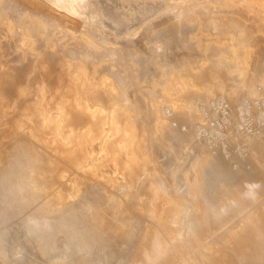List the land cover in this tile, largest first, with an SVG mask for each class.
Segmentation results:
<instances>
[{
	"label": "rangeland",
	"instance_id": "obj_1",
	"mask_svg": "<svg viewBox=\"0 0 264 264\" xmlns=\"http://www.w3.org/2000/svg\"><path fill=\"white\" fill-rule=\"evenodd\" d=\"M7 1L0 0V4H4H1L3 6L0 5V8L4 7L5 11L7 7L8 11L11 8L9 13L13 15L10 18L14 17V21L11 19L12 22L8 23L9 27L3 23V17H0V22L2 21L0 87L6 95L5 116L0 119V154L14 145L24 147L14 150L12 164L8 170V180H4L3 183L0 181V232L2 229L10 232L18 227L21 228L22 231L14 239H18L22 247L16 242L6 247L1 246L0 264H50L58 258L56 256L58 254L53 253L52 256V252L69 256L79 248V253L83 249L87 250H84L87 253H92L103 244L114 253L117 251V248H113L116 247L114 240L104 235L102 226L95 228L91 226L90 219L99 215L107 222L120 223L126 210L141 216L143 206L150 197L149 187L155 184L152 179L155 173L164 182L168 193L180 203L187 205L188 226L193 222L195 206L185 191L186 184L195 182L196 169L202 166H205V169L199 175L204 176L206 190L215 194L214 197L219 196L220 188V195L230 198L231 201L252 196L255 202L249 207L247 218L238 219L236 222L237 229L240 231L245 229L246 233L237 235L238 240L233 249L227 250L226 253H211L217 256L211 263L202 258L203 253L198 251L200 246L197 247L195 235L192 239L187 234H183L182 240L186 249L180 255L182 262L264 264V165L262 162H254H259L260 155H262L261 159L264 158V81L261 80L263 79L261 76L257 77L259 71H262L260 74L264 73V64L259 68L260 70L257 67L258 63H264V0H240L235 10L233 0H66V5L61 0H55L51 3L53 6L47 0H21L28 8L18 0L12 1L15 4L10 2L11 0ZM9 2L12 4L9 5ZM16 4H19L18 10L15 8ZM73 5H75L74 12H69ZM35 8L50 15L32 10ZM220 8H224V11H219ZM22 13L24 17L26 15L25 18L33 13L35 19L31 15L27 20L23 18L24 21L17 17H23L20 15ZM92 15L96 18V22H93ZM43 16L45 17L41 18ZM29 19L31 23H26ZM35 20L45 21V24H48L47 29H40L39 32L42 33L33 35L29 40L32 31L27 30L29 29L27 27H31ZM23 21L28 26L22 24ZM50 21L51 24L54 23L51 25ZM12 23L16 27H13ZM215 23L224 24L221 26L218 24V28L214 27ZM19 24L21 27L18 28ZM260 25L263 28H260ZM25 26L27 28L25 32L30 31L28 35L26 34L28 37L24 33ZM52 26L58 27L55 32V29L53 30L54 33L50 30L53 29ZM11 28L15 31L13 32ZM68 28L72 30L70 33L75 34H70ZM45 33L47 36H44ZM69 34L75 35L73 39H77L78 44H81L79 42L81 38L94 40L96 48L92 49L82 44V48L79 47L80 44L71 40L72 36L67 37ZM24 35L27 42L23 44ZM34 36H38L39 40L41 36L43 37L42 45ZM49 36H52L51 40ZM57 36L60 37L57 39L60 41L55 39L54 42ZM45 37L47 43L43 42ZM221 38H225L229 48L217 43ZM36 45L39 46L36 48ZM62 47L66 48V51ZM96 49L98 53L95 52ZM242 52L244 56L241 55ZM53 54L56 56L54 57ZM87 56L92 58L88 60ZM81 59L82 61L85 59L83 62L87 63L86 71L90 75L84 74L82 68L79 69H82L83 74L77 69L81 66L79 63L84 64ZM67 64L70 68H67ZM72 69L75 70L74 73L79 72L74 74ZM64 71L68 73H65L67 76L63 74ZM163 71L167 72L169 80L167 75H161L165 73ZM137 73L139 75H135ZM85 75L94 79H91L93 82L89 79L90 85L83 83H89ZM246 80H248L247 86ZM94 81L99 83L96 86L98 88L101 86L102 90L109 88L114 92L115 90L123 92L127 98L123 94L120 96L119 92L115 95L119 94L124 102L129 103L131 107L129 110L132 113L138 111V116L135 114L133 116L123 109L124 104L122 106L121 102H119L120 106L114 101L110 102L109 106L98 101L94 102L88 93L96 84ZM166 83L169 85L167 88L163 87L167 85ZM84 85H88L87 92H83L81 88L82 86L84 88ZM39 98L41 104L38 105ZM153 103L156 105L157 115L151 113L154 111V107L150 108ZM69 104L73 107L69 108ZM37 107L49 119L59 120V129H45L34 116ZM122 111L127 114L124 113L122 116L120 114ZM117 114L121 117L122 130L116 133L115 115L118 116ZM67 116L74 118L68 122ZM85 117L93 121L101 117L102 130L93 125H90L89 130L80 128L78 125L80 118ZM60 125L65 128L74 127L77 133L86 134L88 131L86 141L82 142L84 149L77 156L76 152H67L65 161L67 169L79 172L88 185L74 189L65 186L66 199H69L62 210L55 214L57 217L46 222L44 228L42 226L30 228L29 235H26L25 223L30 222L31 219L43 221V217H46V213L50 211L47 198L51 194L63 195L64 191L60 187L53 186L43 188L39 193L29 194L25 180L32 172L40 170L43 164H47L43 162L44 160L36 159L35 155L48 150L44 142L34 139L32 134L36 133L42 139L59 138L60 133H64ZM159 128H163V131ZM114 142L115 145L112 144ZM119 142L120 146H118ZM57 146L63 150L68 148L61 140L58 141ZM207 148L211 150L214 148L210 163H205L209 160L205 155L208 152ZM126 151H130L128 158ZM132 154L137 161L127 162ZM55 157V152H50V159L55 160ZM252 163H257L256 165L259 166ZM143 164L145 168L142 171ZM3 165L4 163L0 162V176L6 168ZM88 165L96 170L90 173L87 171ZM46 167L49 165L47 164ZM128 167L142 171L135 181L129 177ZM259 167H263V170L261 171ZM48 176L54 181L62 179L61 181L67 182L69 179L62 177L56 170L49 172ZM248 176L253 177L254 180ZM235 181L238 185L234 187ZM258 181H261V186H254ZM253 191L256 192L255 195L251 194ZM42 206L46 207L45 210ZM65 213L66 216H63ZM19 214L21 220L17 219ZM81 224L84 225V231L78 228ZM164 230L170 234L172 228L167 225V229ZM89 231H92V234ZM196 231L198 229L194 223L193 232ZM105 240L108 241L106 242L108 245Z\"/></svg>",
	"mask_w": 264,
	"mask_h": 264
},
{
	"label": "bare ground",
	"instance_id": "obj_2",
	"mask_svg": "<svg viewBox=\"0 0 264 264\" xmlns=\"http://www.w3.org/2000/svg\"><path fill=\"white\" fill-rule=\"evenodd\" d=\"M9 1V0H8ZM7 1V2H8ZM12 1H14V0H11L10 2H12ZM48 2H50V3H53L55 0H47ZM61 1H63V3L66 5V0H61ZM180 1H182V0H180ZM9 2V3H10ZM8 3V4H9ZM12 3H14V2H12ZM12 3H10L9 5H11ZM1 4H3V3H1ZM0 4V5H1ZM15 4V3H14ZM240 4V0H233V6H236V7H233V9L235 10L236 8H237V6ZM4 5V4H3ZM3 5H1V6H3ZM17 6H15V5H12V6H15V8H17V10H18V5L19 4H16ZM63 5V4H62ZM0 6V7H1ZM7 6V5H6ZM11 6V7H12ZM64 6V5H63ZM68 6V5H67ZM220 6V5H219ZM10 8V7H9ZM21 8V7H20ZM67 8V7H66ZM22 9V8H21ZM74 9H75V5H73V8L72 9H70V11L69 12H74ZM6 10V9H5ZM4 10V7L3 8H0V14L2 15H0V17H3V19L5 20H3V23L4 24H6V25H8V23L10 22H12L11 21V19L13 20V18H10V16L11 15H13V14H10L9 13V11L11 10V8H10V10L8 11V7H7V11H5ZM14 10H16V9H14ZM13 10V11H14ZM224 11V8H220L219 9V11ZM6 12L5 13V15H3V12ZM26 11V13H27V10H25ZM24 12V11H23ZM10 15H9V14ZM15 14V13H14ZM24 13H22V14H20V15H23ZM33 13H31L30 14V16H29V14H28V16L31 18V15H32ZM258 14V13H257ZM256 14V15H257ZM259 15V14H258ZM15 16V15H14ZM38 16V15H37ZM18 18L20 17V18H22V20H24L23 18H25L26 17V15H25V17H24V15H23V17L22 16H17ZM17 17H16V19H17ZM29 17H27V18H29ZM34 17V18H33ZM45 16H43V17H41V18H44ZM92 17V19H93V22H96V18L92 15L91 16ZM225 17V16H224ZM27 18H25L26 20H27ZM32 18L33 19H35V15H32ZM40 18V19H41ZM15 19V20H16ZM39 19V18H38ZM53 19V18H52ZM256 19H258L257 17H256ZM10 20V21H9ZM20 20V19H19ZM44 20V19H43ZM43 20H41V21H34L33 23H32V25H31V27L29 26V27H27V28H29V29H27L26 28V26H25V30H24V33H25V35L27 34H29V32L30 31H32L31 32V38H30V35H29V40L30 39H32V36L33 35H35L36 36V34L37 33H39V34H41L39 31H40V29H47V25L45 24V21H43ZM48 20H50V19H48ZM56 20V19H55ZM14 21V20H13ZM18 21V20H17ZM25 21V20H24ZM23 21V22H24ZM29 22H27L26 21V23H31L30 22V19L28 20ZM54 21V20H53ZM2 22V21H1ZM0 22V23H1ZM20 22V21H19ZM19 22H17V23H19ZM51 22L52 21H50V24H51ZM55 22H57V21H55ZM225 22V21H224ZM15 23V25H16V22H14ZM14 23H12V26H13V24ZM25 22L24 23H22V24H26ZM54 23V22H53ZM52 23V24H53ZM58 23V22H57ZM21 24V25H22ZM51 24V25H52ZM219 23H215V25H214V27H218L219 28V25L221 26L222 24H224V23H220L219 25H218ZM0 25H2V23L0 24ZM5 25V26H6ZM14 25V26H15ZM27 25V24H26ZM30 25V24H29ZM50 25V26H51ZM55 25H56V23H55ZM4 26V25H3ZM9 26V25H8ZM11 26V27H12ZM13 26V27H14ZM28 26V25H27ZM50 26H48V27H50ZM54 26V25H53ZM52 26V27H53ZM57 26V25H56ZM58 26H59V24H58ZM184 26H186V25H184ZM10 27V26H9ZM16 27V26H15ZM17 27L19 28V27H21L20 26V24L19 25H17ZM59 27H61V26H59ZM174 27V26H173ZM189 27V26H188ZM224 27V26H223ZM225 27H226V25H225ZM262 26L260 25V28H261ZM17 28V29H18ZM250 28V27H249ZM263 28V27H262ZM3 29V28H2ZM21 29V28H20ZM23 29V28H22ZM26 29L27 30H30V31H27L28 33H26L25 31H26ZM55 29V30H54ZM58 29V27H56V28H54L53 27V29H50V30H52V32H53V30H54V32L56 31ZM4 30H6V29H4ZM10 30V29H9ZM11 30L14 32L15 30L13 29V28H11ZM19 30V29H18ZM62 30V29H61ZM69 30V31H68ZM68 32L70 33V31H72V30H70L69 28H68ZM7 31H8V29H7ZM42 31V30H41ZM44 31V30H43ZM66 31V32H67ZM170 31V30H169ZM21 32H22V30H21ZM45 32V31H44ZM53 32V33H54ZM62 32V31H61ZM67 32V33H68ZM23 33V32H22ZM51 33V32H50ZM52 33V34H53ZM58 33V32H57ZM74 33V32H73ZM73 33H70V34H73ZM220 33V32H219ZM39 34H38V36H39ZM46 34V33H45ZM70 34L67 36V37H69L70 36ZM75 34V33H74ZM20 35H21V33H20ZM24 35V38H23V41H22V43L24 44V43H26L27 42V40L25 39L26 38V36ZM44 35V34H43ZM42 35V36H43ZM49 35H51V34H49ZM56 35H59V34H56ZM55 35V36H56ZM154 35V34H153ZM22 36H23V34H22ZM34 36V37H35ZM38 36L37 37H35V38H37V40H39V38H38ZM40 37V40L39 41H37V42H42L41 41V38H43V37ZM44 36H47V34L46 35H44ZM53 36V35H52ZM51 36V37H52ZM62 36V35H61ZM72 36V35H71ZM70 36V37H71ZM75 36V35H74ZM74 36H72V39L71 38H69V39H71V40H75V39H73V38H75ZM21 37V36H20ZM28 37V36H27ZM50 37V36H49ZM50 37V40L52 39ZM58 37L59 36H57V38H54V42H55V39L57 40L58 39ZM64 37H65V35H64ZM60 38V37H59ZM28 39V38H27ZM28 40V41H29ZM34 40V39H33ZM33 40H31V41H33ZM48 40H49V38H48ZM49 40V41H50ZM71 40H70V42H71ZM31 41H29V42H31ZM45 41V43H47L46 42V37H45V40L43 39V42ZM57 41H60V40H57ZM76 42H77V39L75 40ZM196 41V40H195ZM34 42V41H33ZM52 42V41H51ZM79 42H81V44L82 45H85V46H90V48L92 47V49H93V47L94 48H96V46H95V42H94V40H92V39H87V38H81V41H79ZM39 43V44H40ZM75 42H73V44H74ZM214 43V42H213ZM212 43V44H213ZM218 44H223V45H225V46H227V41L225 40V38H221L218 42H217ZM28 44V43H27ZM30 44V43H29ZM37 44V43H36ZM51 44V43H50ZM49 43H48V45H50ZM52 44H53V42H52ZM71 45H72V43H70ZM76 44H78V42L76 43ZM80 44V43H79ZM78 44V45H79ZM81 44H80V46L79 47H81L82 48V46H81ZM18 45V44H17ZM21 45V44H20ZM41 45H42V43H41ZM56 45V44H55ZM65 45V47H66V44H64ZM77 45V46H78ZM213 45H215V44H213ZM22 46V45H21ZM37 46H39V45H36V48H37ZM54 46V45H53ZM52 46V47H53ZM69 46V43H68V45H67V47ZM224 46V47H225ZM41 47V46H40ZM211 47H212V45H211ZM214 47V46H213ZM216 47H218V46H216ZM215 47V48H216ZM228 47V46H227ZM59 48H60V46H59ZM58 48V49H59ZM63 48V47H62ZM75 48V47H74ZM80 48V49H81ZM87 48V47H86ZM89 48V49H90ZM219 48V47H218ZM221 48H223L222 46H221ZM229 48V47H228ZM32 49H34V48H32ZM48 49H50V47L48 48ZM47 49V50H48ZM64 49V48H63ZM62 49V50H63ZM68 49V48H67ZM220 49V48H219ZM218 49V50H219ZM224 49V48H223ZM35 50V49H34ZM33 50V51H34ZM46 50V51H47ZM53 50H55V48H53ZM57 50V49H56ZM65 51H66V48L64 49ZM63 50V51H64ZM70 50V49H69ZM76 50V49H75ZM84 50V49H83ZM88 50V49H87ZM95 50V49H94ZM94 50H92V51H94ZM98 50H100V48L98 49ZM241 50V49H240ZM36 51V50H35ZM37 51H39V48H38V50ZM43 51V50H42ZM86 51V50H85ZM101 51H102V49H101ZM44 52V51H43ZM48 52V51H47ZM50 52V51H49ZM48 52V53H49ZM52 52V51H51ZM57 52V51H56ZM62 52V51H61ZM75 52H77V50L75 51ZM95 52H97L98 53V51H97V49H96V51ZM240 52V51H239ZM41 53V52H40ZM55 53V52H54ZM99 53H100V51H99ZM241 53V52H240ZM243 53V52H242ZM43 54V53H42ZM58 54H62V53H58ZM57 54V55H58ZM65 54V53H64ZM79 54V53H78ZM87 54V53H86ZM89 54H93V52L92 53H90L89 52ZM88 54V55H89ZM238 54V53H237ZM37 55V54H36ZM40 55V54H39ZM91 55H89V56H91ZM141 55V54H140ZM241 55H243L244 56V53L243 54H241ZM51 56V55H50ZM53 56H54V54H53ZM52 56V57H53ZM56 56V55H55ZM54 56V57H55ZM62 56V55H61ZM60 56V57H61ZM65 56H66V54H65ZM134 56V55H133ZM221 56V55H220ZM239 56V55H238ZM49 57V56H48ZM47 57V58H48ZM53 57V58H54ZM102 57V56H101ZM132 57V56H131ZM137 57V56H136ZM242 57V56H241ZM240 57V58H241ZM253 57V56H252ZM45 58H46V56H45ZM63 58V57H62ZM65 58V57H64ZM68 58V57H67ZM88 58V56L86 57V59ZM92 57H89L88 58V60H90ZM97 58V57H96ZM239 58V59H240ZM43 59V58H42ZM49 59V58H48ZM47 59V60H48ZM69 59V58H68ZM83 59V58H82ZM82 59H81V61H82ZM133 59H135V57L133 58ZM132 59V60H133ZM140 59V58H139ZM243 59V58H242ZM53 60V59H52ZM62 60V59H61ZM64 60V59H63ZM62 60V61H63ZM85 60V59H84ZM83 60V61H84ZM87 60V61H88ZM129 60V59H128ZM241 60V59H240ZM49 61H51L50 59H49ZM56 61V60H55ZM60 61V60H59ZM58 61V62H59ZM61 61V62H62ZM65 61H66V59H65ZM82 61V62H83ZM243 62H244V59L242 60ZM76 63H77V59H76V61H75ZM86 62V61H85ZM197 62V61H196ZM243 62H242V64H243ZM258 62H261V61H258ZM55 63V62H54ZM70 63H72V61L70 62ZM84 63V62H83ZM99 63V62H98ZM143 63V62H142ZM74 64V63H73ZM90 63H88V65H89ZM263 64L264 63H258L257 65V67H258V69L260 68V67H262L263 66ZM68 65V64H67ZM71 65V64H70ZM77 65V64H76ZM79 65H81V66H78L77 67V69H79V68H82L83 69V71H82V69L80 70L79 69V71L81 72H83L84 74H86V73H88L87 71H86V68L88 67H86V65H87V63H84V64H80L79 63ZM142 65V64H141ZM213 65V64H212ZM62 66H63V62H62ZM74 67V69L76 70V66H75V64L73 65ZM95 66V65H94ZM134 66H136V65H134ZM140 66V65H139ZM175 66V65H174ZM239 66V65H238ZM59 67V66H58ZM93 67V66H92ZM205 67V66H204ZM207 67V66H206ZM252 67V66H251ZM60 68H61V66H60ZM62 68H64V66L62 67ZM67 68H70L69 67V65H68V67ZM90 68V67H89ZM174 68V67H173ZM183 68V67H182ZM65 69H66V67H65ZM64 69V70H65ZM74 69H72L73 70V73H74ZM97 69H98V67H97ZM124 69V68H123ZM215 69V68H214ZM254 69V68H253ZM61 70V69H60ZM168 70V69H167ZM170 70V69H169ZM192 70V69H191ZM205 70V69H204ZM220 70V69H219ZM223 70V69H222ZM221 70V71H222ZM234 70V69H233ZM247 70V69H246ZM260 70V69H259ZM71 71V70H70ZM79 71H76L75 73H77V72H79ZM84 71H86V72H84ZM143 71V70H142ZM142 71H140V72H142ZM161 71H162V69H161ZM174 71V70H173ZM177 71V70H176ZM242 71V70H241ZM248 71V70H247ZM81 72V73H82ZM163 72H165V71H163ZM169 72H171V71H169ZM217 72V71H216ZM224 72V71H223ZM226 72H227V70H226ZM262 72V71H261ZM260 71H259V73L257 74V77H259V76H261V78H263V79H261V80H263L264 81V73H262V74H260L261 73ZM68 74L66 71H64L63 72V74ZM74 73V74H75ZM82 73V74H83ZM200 73V72H199ZM211 73H213L214 74V72H211ZM247 73V72H246ZM65 74V75H66ZM72 74V71H71V73H70V75ZM80 74V73H79ZM78 74V75H79ZM81 74V75H82ZM141 74V73H140ZM175 74H177V73H175ZM180 74V73H179ZM185 74V73H184ZM193 74V73H192ZM217 74V73H216ZM221 74V73H220ZM254 74V73H253ZM58 75V74H57ZM88 75H90V73H88ZM88 75H85V76H87V78H88ZM126 75H128L127 73H126ZM135 75H139L138 73L137 74H135ZM156 75V74H155ZM161 75H163V76H165V75H167V77H168V74H167V72H165V73H161ZM172 75V74H171ZM170 75V76H171ZM189 75H190V73H189ZM241 75H243V74H241ZM67 76V75H66ZM83 76V75H82ZM93 76V75H92ZM96 76V75H95ZM163 76H162V78H160L161 80L163 79ZM179 76V75H178ZM177 76V77H178ZM180 76H182V75H180ZM185 76V75H184ZM226 76V75H225ZM244 76V75H243ZM242 76V77H243ZM250 76V75H249ZM64 77V76H63ZM78 77V76H77ZM84 77V76H83ZM82 77V78H83ZM146 77V76H145ZM160 77V76H159ZM192 77V76H191ZM209 77V76H208ZM214 77V76H213ZM241 77V76H240ZM248 77V76H247ZM81 78V77H80ZM79 78V79H80ZM81 78V79H82ZM86 78V77H85ZM141 78V77H140ZM144 78V77H143ZM142 78V79H143ZM165 78V77H164ZM170 78H172V77H170ZM175 78H176V76H175ZM189 78V77H188ZM194 78V77H193ZM246 78V77H245ZM245 78H244V80H245ZM78 79V78H77ZM80 79V80H81ZM84 79V78H83ZM90 78H88V81H89V83L87 82V79H85V81L87 82V83H85V82H83L84 84H91L90 83V80L92 79H90ZM158 79V78H157ZM192 79V78H191ZM225 79V78H224ZM246 79H248V78H246ZM92 80H94V79H92ZM91 80V81H92ZM156 80V79H155ZM167 80V79H166ZM168 80H169V77H168ZM172 80H174V79H172ZM179 80H180V78H179ZM182 80V79H181ZM193 80V79H192ZM208 80H210V79H208ZM84 81V80H83ZM165 81V80H164ZM163 81V82H164ZM171 81V80H170ZM169 81V82H170ZM176 81H177V79H176ZM185 81H188V80H185ZM206 81V80H205ZM225 81V80H224ZM243 81V80H242ZM247 81L248 80H246V82H245V84L247 83ZM93 82V81H92ZM95 83H96V81H94ZM114 82V81H113ZM144 82V81H143ZM172 82V81H171ZM194 82H196V81H194ZM94 83V84H95ZM174 83V82H173ZM188 83V82H187ZM226 83V82H225ZM97 84H99L98 82L95 84V85H93V87H94V89H93V87L91 88V89H89L90 91H88V85H84L85 87L83 88V86L81 87L82 88V90H83V92L84 91H88V93H89V96H90V98L92 99V100H94V102L96 101H98V102H100V103H104V105H108L110 102L112 103V101H114V102H116V103H118V105L120 106V104H119V102H121L122 103V106H123V104H124V108L123 109H125L126 111H129L130 113H131V115H133V114H135L136 116H138V114H137V112H133L132 113V111H130L129 110V107H130V105H129V103H126V102H124L123 101V99H121V97L120 96H122V94H123V96H124V93L122 92H119V91H117V90H115L116 92H119V94H120V96H116L115 94H116V92H114L112 89H109V88H107V89H105V90H102V88H101V86H99V88L97 87L98 85ZM115 84V83H114ZM126 84V83H125ZM138 84V83H137ZM162 84V83H161ZM167 85L166 86H163V87H165V88H167V86H169L168 85V83H166ZM170 84V83H169ZM0 85H1V83H0ZM83 85V84H82ZM97 85V86H96ZM151 85H152V83H151ZM155 84H153V86H154ZM164 85V84H163ZM187 85V84H186ZM242 85V84H241ZM248 85V83L246 84V86ZM104 86V85H103ZM171 86V85H170ZM174 86H176V84L174 85ZM173 86V87H174ZM196 86V85H195ZM209 86V85H208ZM229 86V85H228ZM235 86V85H234ZM87 87V88H86ZM105 87V86H104ZM118 86H116V88H117ZM181 87H183V86H181ZM187 87V86H186ZM80 88V89H81ZM115 88V89H116ZM121 88V87H120ZM155 88H157V87H155ZM159 88V87H158ZM157 88V89H158ZM170 88V87H169ZM172 88V87H171ZM175 88V87H174ZM213 88V87H212ZM238 88V87H237ZM122 89V88H121ZM186 89H188V88H186ZM81 90V91H82ZM120 90V89H119ZM155 90V89H154ZM161 90H162V86H161ZM171 90H173V89H171ZM189 90V89H188ZM187 90V91H188ZM191 90V89H190ZM197 90V89H196ZM244 90H246V89H244ZM4 91V90H3ZM3 91H2V88L0 87V119L1 118H3L4 116H5V112H4V107H5V105H4V100L6 99V95H5V93H3ZM122 91V90H121ZM169 91V90H168ZM200 91V90H199ZM192 92H195V91H192ZM197 92V91H196ZM149 93V92H148ZM156 93H158V90H157V92ZM168 93V92H167ZM166 93V95H167V97H168V99L170 98L169 97V93L167 94ZM152 94V93H151ZM150 94V95H151ZM153 94H155V93H153ZM185 94V93H184ZM192 94V93H191ZM164 95V94H163ZM156 96V95H155ZM198 96V95H197ZM124 97H126V96H124ZM151 97V96H150ZM166 97V98H167ZM188 97V96H187ZM191 97H192V95H191ZM123 98V97H122ZM127 98V97H126ZM186 98V97H185ZM174 99V98H173ZM190 100H191V98H189ZM125 101H126V99H124ZM144 100V99H143ZM148 100V99H147ZM165 100H167V99H165ZM187 100V99H186ZM177 101H178V99H177ZM176 101V102H177ZM187 101H189V100H187ZM143 102V101H142ZM183 103V102H182ZM39 104H41V99L39 98L38 99V105ZM117 105V104H116ZM139 105H141V104H139ZM184 105V104H183ZM69 106V108H72L73 106L72 105H68ZM109 106V105H108ZM133 106V105H132ZM147 106V105H146ZM153 107H154V109H153ZM156 105L153 103L152 104V107H151V105H150V108H152L154 111H152L151 113L152 114H154V115H157L158 113H157V110H156ZM179 107V106H178ZM111 108V107H110ZM131 108V107H130ZM185 108V107H184ZM121 109V108H120ZM178 109V108H177ZM180 109V108H179ZM178 109V110H179ZM114 110V109H113ZM149 110V109H148ZM172 110V109H171ZM151 111V110H150ZM128 112V113H129ZM146 112V111H145ZM180 112V111H179ZM124 113H126L127 114V112H120V114L122 115V116H124ZM130 113H129V115H130ZM151 113L149 114V115H151ZM194 113V112H193ZM196 113V112H195ZM120 114H117L118 116L120 115ZM146 114H147V112H146ZM179 114V113H178ZM130 115V116H131ZM153 115V116H154ZM34 116L38 119V122L40 123V124H42V126L45 128V129H59V120H57V119H54V118H51V119H49L45 114H44V112H41L40 110H39V108L37 107V110L34 112ZM116 116L115 115V119H116V121H115V124H116V126H117V131H116V133L117 132H120L121 130H122V123H121V117L119 116ZM129 116V117H130ZM134 116V115H133ZM199 116V115H198ZM155 117V116H154ZM173 117V116H172ZM179 117V116H178ZM186 117V116H185ZM74 117H72V116H67V118H66V120L68 121V122H71V120L73 119ZM173 118H175V117H173ZM152 119V118H151ZM172 119V118H171ZM175 120V119H174ZM187 120V119H186ZM177 121V120H176ZM182 122V121H181ZM187 122V121H186ZM167 123V122H166ZM165 123V124H166ZM175 123V122H174ZM179 123V122H178ZM155 124V123H154ZM164 124V125H165ZM171 124V123H170ZM170 124H168V125H170ZM183 124V123H182ZM78 125H80V128H82V129H85V130H89V127H90V125H93L94 127H97L99 130H102V128H103V119L101 118V117H97L94 121L93 120H90V119H88V118H80V121H79V123H78ZM174 125V124H173ZM188 125V124H187ZM155 126H157V125H155ZM171 126V125H170ZM155 128V127H154ZM158 128V127H157ZM172 128V127H171ZM60 129L61 130H63V134L62 133H60V135H59V138H56L55 137V139H42V137L40 136V135H37L36 133H34V134H32V137L34 138V139H37V140H42L43 142H44V144H45V146L47 147V151L46 152H38V153H36V155H35V158L36 159H38V160H44L43 162H45V163H47L48 165H49V167H46V165H42L39 169L40 170H37V171H35V172H32L31 173V175H30V177H28V179H26L25 180V183L27 184V187L29 188L28 190H29V194H32V192H36V193H39V192H41L42 190H43V188H46V187H49V188H52L53 186H57V187H60V188H62V191L64 190V187L65 186H70L72 189H74V188H77V187H81V186H83V187H85V186H87L88 184L85 182V180L83 179V177H81V175H80V173L79 172H77L76 170H70V169H67V165H66V159H67V152L68 153H75L76 154V156L78 155V153L79 152H81L83 149H84V144H82V142L83 141H86V138H87V134H88V131L86 132V134H84L83 132L82 133H77V131L75 130L76 128H74V127H71V126H69V127H64L63 125H60ZM156 129V128H155ZM165 129V128H164ZM169 129H170V127H169ZM84 130V131H85ZM157 130V129H156ZM159 130H162L163 131V128L161 129V128H159ZM166 130H168V128L166 129ZM165 132V131H164ZM169 132V131H168ZM157 134H159L158 132H156ZM170 133V132H169ZM168 133V134H169ZM183 133V132H182ZM185 133H187V131L185 132ZM84 134V135H83ZM166 134H167V132H166ZM171 135H173V134H171ZM94 136V135H93ZM249 138V137H248ZM247 138V139H248ZM62 141V143L65 145V144H67V147L68 148H65L64 150L63 149H61V148H59L58 146H57V143H58V141H60V140ZM252 139V138H251ZM253 140V139H252ZM113 145H115L116 143L114 142V143H112ZM121 145V143L119 142L118 143V146H120ZM144 146V145H143ZM193 146V145H192ZM18 147H21V148H23L24 146H22V145H14V146H12V147H10L8 150H6V151H4L3 153H1L0 154V162H2V164L4 163V165L3 166H5L6 168H5V170H4V173H2V175L0 176V181L3 183L4 182V180L5 181H7L8 179V177H9V175H8V170L10 169V165L12 164V159H13V157H14V150H16V148H18ZM200 148V147H199ZM214 149V148H213ZM212 149V150H213ZM255 149V148H254ZM208 150V152H206ZM207 150L205 151L204 150V152H206V156H208V158H209V160H207V162H205V163H210L211 162V160H212V150L209 148H207ZM55 152V154H56V157H55V160H51L50 159V152ZM198 151V150H197ZM49 152V153H48ZM120 152V151H119ZM129 152L130 151H126V153L128 154L127 155V158H128V156H129ZM240 153V152H239ZM255 153V152H254ZM107 156H108V153L106 152L105 153ZM214 154V153H213ZM249 155H251V154H249ZM112 156H114V155H112ZM134 155L132 154L131 155V158L130 159H128V161L127 162H130V163H134V162H136L137 161V159L136 158H134L133 157ZM257 156V155H256ZM261 157H262V155H260ZM259 156V157H260ZM250 157H252V156H250ZM249 157V158H250ZM254 157V156H253ZM258 157V158H259ZM261 157H260V159H258L259 160V162L258 161H254V162H257V163H260V162H262L263 163V165H264V158H262L261 159ZM204 158V157H203ZM206 158V157H205ZM246 158H247V156H246ZM213 159H214V157H213ZM203 159H201V161H202ZM205 160V159H204ZM220 160V159H219ZM251 160V159H250ZM255 160V159H254ZM257 160V159H256ZM249 162V161H248ZM253 162V161H252ZM256 163V164H257ZM262 163H261V165L260 166H262ZM77 164H79V163H77ZM253 165H256V164H254V163H252ZM202 166V165H201ZM257 166V165H256ZM258 166H259V164H258ZM257 166V167H258ZM88 167V170L87 171H90V173H92L93 171H95L96 169L95 168H93V167H91V166H87ZM145 168V164H143V167H142V171H143V169ZM260 169H261V171L264 169L263 167H259ZM263 168V169H262ZM204 169H205V166H202V167H197V169H196V172H197V176H196V178H195V182L194 183H192V184H190V182H188L187 184H186V189H185V191H186V193L188 194V196L191 198V200H192V202H193V205L195 206V214H194V218H193V222L196 224V226H197V229H198V231H196V233L195 232H193V222H190L189 223V225L187 226V224H186V220H187V215H188V207H187V205L184 203V204H182V203H180L175 197H173V196H171L169 193H168V190H166V188H165V186H164V182H162L161 181V179H160V177H159V175L157 174V173H155L153 176H152V179L154 180V185L153 186H151V187H149V190H148V193H149V200L147 201V203H145L144 204V208H143V210H142V215L141 216H138V215H136V214H134V212L133 213H130V212H128L127 210L124 212V215H123V217H122V219H121V222L120 223H110V222H107V221H105V219H102V218H100V216L99 215H95L93 218L94 219H90V225L91 226H93L94 228L95 227H100V226H102L104 229H103V232H105L104 233V235H107V236H109V237H111L113 240H114V243H115V246L116 247H113L114 249L115 248H117V251H113L114 253H112V251L110 252V248H108V246H106L105 244H103L102 246H100V248L99 247H97V249H94V251L92 252V253H90L89 251V253H87V252H85V251H87V250H85V249H83L82 251H81V253H79V248H78V251L77 252H75V253H73L72 255H69V256H64L63 254H60L59 252H57V253H55V252H52V256H53V253L56 255V254H58V255H56L58 258H56V260H54V261H51L50 262V264H185L184 262H182V260H181V258H180V255H181V253H183V252H185V246L183 245V240H182V235L183 234H187V236H189L190 238H192L193 239V236L195 237L194 239L195 240H197V247L198 246H200L199 247V250L198 251H200L201 253H203L202 254V258L204 259V260H207V261H212L213 262V260H215L216 258H217V256L216 255H212L211 253H213V252H217V253H219L220 254V252L221 253H226L227 252V250H231V249H233L234 248V245H235V243H236V241L238 240V234H240V235H242V233L244 232V234L246 233V230L245 229H242L241 231L240 230H238L237 228V224H236V222H237V220L238 219H243V218H247V214H248V210H249V207L251 206V204L253 203V202H255L254 201V198L251 196H249V197H245V199H241V200H234V201H231V199L230 198H228V197H222L220 194V192H221V190H220V188H219V196L217 195L216 197H214V195H213V193H209V192H207V190H206V184L204 183V176H200L199 175V173L201 172V174H202V172L204 171ZM249 169V168H248ZM12 170V169H11ZM10 170V171H11ZM53 170H56L57 172H59L60 174H61V176L62 177H67V178H69L68 179V181L67 182H64V181H54L53 180V178H50L49 176H48V173L49 172H53ZM128 170H130V173H129V177L132 179V180H136L137 178H139L140 177V172H142L141 170L139 171V169H131V168H129L128 167ZM259 170V169H258ZM9 171V172H10ZM239 171V170H238ZM242 171H243V169H242ZM248 171V170H247ZM244 172V171H243ZM264 172V171H263ZM249 175V174H248ZM72 176H73V178H72ZM248 177H250L251 178V176H248ZM244 178V177H243ZM245 179H246V177H245ZM251 179H253V177L251 178ZM257 179V178H256ZM242 180V179H241ZM254 180V179H253ZM238 181H239V179H238ZM260 182L261 181H258V182H256L255 183V185L254 186H259L260 185ZM240 183V182H239ZM229 185V184H228ZM238 185V183H236V181L233 183V186L235 187V186H237ZM261 186V185H260ZM54 187V188H55ZM263 187V186H262ZM59 188V189H60ZM248 188H250L251 189V187H248ZM257 188V187H256ZM252 190V189H251ZM0 191H1V188H0ZM50 191V190H49ZM48 191V192H49ZM65 191V190H64ZM62 192L63 193V195H59V194H55V195H50L49 196V198H47V199H49L48 200V203H50V211H48L46 214V217H43L44 219H43V221H36V220H33V219H31V221L30 222H28V223H25V226H24V228H25V233H26V235L28 234L29 235V230H30V228H35V227H39V226H42V228H44L43 226H44V224L46 223V222H48L50 219H52V218H55V217H57L55 214H57L58 213V211H60V210H62V208H63V206L65 205V204H67V199H69V198H67L66 199V191L65 192ZM250 191V190H249ZM259 192V191H258ZM257 192V193H258ZM250 193V192H249ZM249 193H248V195H249ZM256 194V192L255 191H253V192H251V194ZM262 193V192H261ZM0 194H1V192H0ZM46 194H48V193H46ZM254 194V195H255ZM246 195V194H245ZM258 195V194H257ZM260 195V194H259ZM264 196V195H263ZM256 197H259V196H256ZM72 198V197H71ZM244 198V197H243ZM261 198V197H260ZM258 199V198H257ZM143 200H144V198L142 199V203H143ZM255 200H256V198H255ZM141 205V204H140ZM87 206V205H86ZM43 207V206H42ZM90 207V206H89ZM44 208V210H45V208L46 207H43ZM158 208H159V210H158ZM91 209V208H90ZM111 213V212H110ZM66 214L67 213H65L63 216H66ZM69 214V213H68ZM20 215L21 214H19L18 216H17V219H20L21 220V218H20ZM71 216V215H70ZM250 218V217H249ZM75 223V222H74ZM193 223V224H192ZM82 225V226H81ZM81 225H78L79 227L78 228H81V230L82 231H84L85 229H84V225L83 224H81ZM167 225H168V227H171L172 228V230H171V232H170V234H167V231L166 230H164L165 228L167 229ZM1 226V225H0ZM2 226H4V225H2ZM240 226V225H239ZM87 228V227H86ZM84 229V230H83ZM241 229V228H240ZM3 230V229H2ZM1 230V232H0V243L2 244V245H0V249H1V246L2 247H6V246H8V245H12L14 242H16V243H18V244H20V247H22V245H21V243H20V241H17L18 239H14V238H17L18 236V234L22 231L21 230V228H16L14 231H10V232H8V231H2ZM79 230V229H78ZM76 233V232H75ZM89 233L90 234H92V231L90 232L89 231ZM77 234V233H76ZM239 235V236H240ZM244 236V235H243ZM11 238V239H10ZM240 238V237H239ZM44 239V238H43ZM52 239V238H51ZM75 239V238H74ZM73 239V240H74ZM76 240V239H75ZM108 240V239H107ZM105 240V243L106 242H108V241H110V240ZM38 241H40L39 239H38ZM76 242V241H75ZM113 242V241H112ZM193 242H195V241H193ZM77 243H79V242H77ZM113 243V244H114ZM71 244V243H70ZM73 244H75L74 242H73ZM80 244V243H79ZM107 244V243H106ZM195 245H196V243H194ZM76 245V244H75ZM75 245H73V247L75 246ZM78 245V244H77ZM108 245V244H107ZM110 245V244H109ZM232 245V246H231ZM71 246H72V244H71ZM70 246V247H71ZM214 246H216V247H214ZM78 247V246H77ZM82 246H80V248H81ZM196 247V246H195ZM67 248L68 247H66V251H68L67 250ZM75 248H76V246H75ZM83 248V247H82ZM94 248H95V246H94ZM3 249V248H2ZM87 249V248H86ZM113 249V250H114ZM85 250V251H84ZM112 250V249H111ZM54 251V250H53ZM90 251H92V250H90ZM64 252V251H63ZM66 253V252H65ZM209 253L211 254V255H209ZM62 255V256H64V257H61L60 255ZM51 255V254H50ZM60 256V257H59ZM227 256V255H226ZM228 258V257H227ZM206 262V261H205ZM211 262V263H212ZM247 262V261H246ZM207 263V262H206ZM226 264V263H225ZM227 264H229V263H227Z\"/></svg>",
	"mask_w": 264,
	"mask_h": 264
},
{
	"label": "crops",
	"instance_id": "obj_3",
	"mask_svg": "<svg viewBox=\"0 0 264 264\" xmlns=\"http://www.w3.org/2000/svg\"><path fill=\"white\" fill-rule=\"evenodd\" d=\"M22 5H24L25 7H27L21 0H18ZM51 4V3H50ZM52 5V4H51ZM53 6V5H52ZM28 8V7H27ZM29 9H31V8H29ZM32 10H35V11H37V12H42V11H39L38 9H32ZM42 13H47V14H49L48 12H42ZM67 14V13H66ZM50 15V14H49ZM52 16V15H51ZM54 17V16H53ZM55 18H57V17H55ZM59 19V18H58Z\"/></svg>",
	"mask_w": 264,
	"mask_h": 264
}]
</instances>
